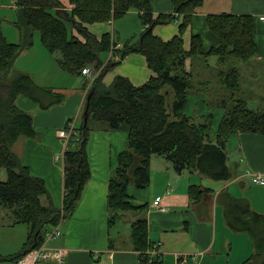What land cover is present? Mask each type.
I'll return each mask as SVG.
<instances>
[{
	"label": "trees",
	"instance_id": "16d2710c",
	"mask_svg": "<svg viewBox=\"0 0 264 264\" xmlns=\"http://www.w3.org/2000/svg\"><path fill=\"white\" fill-rule=\"evenodd\" d=\"M11 1L16 6L14 25L21 39L18 44L9 43L0 18V170H5L7 175L5 182L0 181V210L12 208L15 224L31 228L23 252L11 259L14 263L36 243L40 245L46 232L59 226L80 201L91 179L87 144L92 126L105 125L109 130H123L128 134L127 150L119 156L114 176L109 181L110 230L121 213L147 208V205L135 206L130 201L128 188L130 185L140 190L148 188L153 156L164 157L179 175L185 171L199 172L215 181L227 182L233 179L224 150L227 138L234 133L264 135V109L252 111L246 102H231L228 96L222 101L215 100L226 111L215 138L210 135L209 123L197 124L185 114L188 95L195 87L192 73L186 72V60L204 54L203 43L197 36L192 39L191 51L186 52L183 34L195 10L205 0H173L174 13L157 19L152 15V0H69L73 6L69 13L64 11L59 0ZM130 11L141 14L146 29L140 41H129L117 53L121 60L131 54L143 55L156 76L140 87L118 76L107 87L103 83L105 75L120 62L102 67L100 55L109 53L111 47L117 45L110 35L98 40L84 25L111 23ZM179 16H183L179 36L164 41L153 35L156 26L176 22ZM69 26L86 42L73 36ZM254 26L252 16H209L208 27L221 41L212 54L219 56L220 61H226L225 54L232 53L239 60L248 61L257 53ZM36 33H39L41 45L55 56L65 72L82 75L88 66L103 68L92 85V97L85 105V111L88 106V122L78 128L77 149H70L64 155L63 210L51 200L45 181L33 176L29 167L12 151L19 138L37 136L32 116L18 108L17 99L30 98L44 110L61 104L64 99L59 100L52 90L40 88L29 75L15 68L21 54L33 48ZM224 72H219L222 84L230 93H236L240 88L239 73L236 70ZM190 194L193 202L199 201L200 187H191ZM44 197L48 198L46 206L42 205ZM224 203L228 225L235 232L248 233L255 246V254L243 264H264V215L253 212L244 199L227 196ZM131 239L135 250L142 254L139 264H157V259L148 254L152 245L145 220L132 225Z\"/></svg>",
	"mask_w": 264,
	"mask_h": 264
},
{
	"label": "crops",
	"instance_id": "0c3cea01",
	"mask_svg": "<svg viewBox=\"0 0 264 264\" xmlns=\"http://www.w3.org/2000/svg\"><path fill=\"white\" fill-rule=\"evenodd\" d=\"M59 1L63 4L64 11H72L73 6L69 0ZM8 2L0 0V18L5 20L1 15L14 10L15 15L10 14L14 25L17 19L16 6L13 1ZM152 11L154 19L173 14V0H152ZM140 15L137 11H130L125 15L128 18L133 16L131 19L136 26L134 34L127 36L124 41L121 40L116 20L110 24H85L84 27L98 40L104 35L112 36L119 51L129 41H140L146 29ZM214 15L252 16L255 19L256 55L248 61H241L233 53L225 54L227 62L220 61L219 56L213 55L211 51L221 43L208 27V17ZM261 16H264V0H205L195 10L191 24L183 34L186 52L191 51L192 39L197 36L203 43L204 54L186 60V72L192 73L195 87L188 95L185 114L193 101L192 114L186 116L197 124L209 123L212 138H215L223 118L217 127L214 126L212 118L216 111L209 107V102L222 101L225 96L231 98L232 102L241 100L237 99V94H249L242 88L239 64L245 65L250 84H254L261 76L257 71L264 69V44L259 38L261 36L264 41V22L260 20ZM177 19L176 22L156 26L153 35L164 41L179 36L183 16ZM77 21L79 22L78 19ZM69 30L80 41L86 42L77 30ZM3 34L11 44L20 42L17 28L10 34L11 42L9 34L5 31ZM212 58L215 59L213 66L209 62ZM15 68L29 75L40 88L52 90L59 100L64 98L61 104L44 110L38 102L24 96L19 97L16 104L19 109L32 116L37 136L20 138L12 147L14 154L29 167L32 175L45 181L51 200L62 210L65 195L64 166L57 157L65 155L67 143L59 137V133L71 120L75 121L78 128L86 125V90L90 80L81 74L65 72L38 38H35L33 48L23 52L17 59ZM231 70H236L240 75V88L236 93H230L222 84V77H219L220 71L227 73ZM118 76L125 77L134 86L140 87L156 75L149 69L143 55L131 54L105 75L103 83L109 87ZM203 102L204 105L201 104ZM246 104L248 106L247 102ZM127 142L126 131H112L105 125L92 126L87 144L91 179L71 215L63 220L61 237L51 242L59 241L58 247L52 249L65 251L66 264H139L142 254L135 250L131 239L132 225L138 220L147 222L148 239L152 247L159 245L158 256L155 257L157 264H243L255 254L251 236L235 232L228 225L224 202L227 196L244 199L249 202L253 212L264 215V187L254 185L251 180V174L264 175V135L234 133L227 138L224 150L227 164L233 173V179L227 182L215 181L199 172L185 171L179 175L164 157L153 156L150 161L148 188L140 190L134 185L128 188L130 201L135 206L147 205V208L140 212L121 213L110 230L109 181L114 176L119 156L127 150ZM6 180V171L2 170L0 181ZM193 186L200 187L202 194L196 203L190 194ZM44 198L48 202V198ZM158 200L166 212L153 207ZM75 241L80 246H73Z\"/></svg>",
	"mask_w": 264,
	"mask_h": 264
},
{
	"label": "rangeland",
	"instance_id": "374dc122",
	"mask_svg": "<svg viewBox=\"0 0 264 264\" xmlns=\"http://www.w3.org/2000/svg\"><path fill=\"white\" fill-rule=\"evenodd\" d=\"M5 1L6 3H9L8 0H5ZM10 14L15 15V11L8 10L6 13H3L1 15L2 17L5 18V20H3V23H2L3 31L9 34V37H10V34L13 33V31H16V28L14 27L13 22L11 21ZM125 17L126 16H123L121 17V19L116 20L117 22L116 25L117 26L119 25L118 30L122 38L121 39L122 41H124V39H126L127 36H132L134 34L135 26H136L135 21L131 19V17L133 16H129V18L128 17L125 18ZM35 37L39 39L40 38L39 33H36ZM10 38H11L10 39V42H11L12 37ZM259 38L261 39V43L264 44L263 38L261 36H259ZM100 59L103 62L102 67H105L106 61L108 59V53H102L100 55ZM214 61H215L214 58H212L209 61L212 66L214 65ZM113 64H116V63H113ZM91 66H93V70H95L96 73H100L102 71V68H96L95 65H91ZM238 68L240 69V72L242 74V88L247 93L249 92V94H245V95L237 94L236 95L237 99L246 101L251 110L262 111L264 109V69L257 71L258 73L261 74V76L254 84H250L248 80V72L245 68V65H243V63L239 64ZM87 88H86L87 89L86 91L88 92V94L86 96L87 97L86 103L88 104L89 103L88 97L91 94L90 92H91L92 86L87 87ZM193 103L194 102L192 101L186 110V114L188 116L192 114ZM201 104L204 105L205 102ZM209 107L213 111H216L214 113V118H212V120H214V126L217 127L221 119L224 118L226 111L223 107L219 105V103L216 104L215 100H212L209 102ZM87 121H88V118H87ZM80 124L81 123H79V126ZM210 134H211V137H213V134L211 133V131H210ZM21 138H24V137H21ZM76 149L77 147L73 148V150H76ZM1 171L2 170H0V172ZM47 204L48 203L46 199L44 198L42 200V205L46 206ZM14 211L15 210H13L10 207H2L0 210V264H14V262L11 261V259L23 252L24 244L26 243L28 234L31 231V228L27 226L26 224H15L16 218L14 215ZM58 243L59 241L51 243V244L49 243L48 247L57 248ZM73 246H80V244L77 243V241H75V244Z\"/></svg>",
	"mask_w": 264,
	"mask_h": 264
},
{
	"label": "built area",
	"instance_id": "2783aa9c",
	"mask_svg": "<svg viewBox=\"0 0 264 264\" xmlns=\"http://www.w3.org/2000/svg\"><path fill=\"white\" fill-rule=\"evenodd\" d=\"M260 20L264 22V16H261ZM117 51H118L117 46L111 47L105 65L117 63L121 60V56L119 53H117ZM102 71L100 73H96L95 70H93V66H88L85 69H83L82 75L84 77L89 78L90 80L89 84L90 86H92L95 80L100 76ZM59 137H61L66 141L67 143L66 150L71 149V147H75L79 140L78 127L76 126L75 121L72 120L69 121L66 127L60 131ZM57 160L63 162L64 156L60 158L57 157ZM251 180L254 185H259L264 187V175L251 174ZM153 205H154L153 207L157 208L159 211L166 212V209L162 207L161 202L159 200L154 202ZM62 222L63 221H61V224ZM61 224L57 227L50 228L45 234L44 241L40 245L38 244V246L33 248L32 250L27 251L14 264H66V253L63 249L54 250L48 247L49 243L56 241L61 237L62 235ZM158 248L159 245H155L148 252V254L154 260L155 257L158 256Z\"/></svg>",
	"mask_w": 264,
	"mask_h": 264
},
{
	"label": "water",
	"instance_id": "95a60500",
	"mask_svg": "<svg viewBox=\"0 0 264 264\" xmlns=\"http://www.w3.org/2000/svg\"><path fill=\"white\" fill-rule=\"evenodd\" d=\"M91 97H92V93L89 95V97H88V102L90 101V99H91ZM87 110H88V106H87V109H86V112H85V115L87 116ZM85 116V117H86ZM87 118H85V123L87 124ZM38 246V243H36L35 245H34V248L35 247H37Z\"/></svg>",
	"mask_w": 264,
	"mask_h": 264
},
{
	"label": "bare ground",
	"instance_id": "6f19581e",
	"mask_svg": "<svg viewBox=\"0 0 264 264\" xmlns=\"http://www.w3.org/2000/svg\"><path fill=\"white\" fill-rule=\"evenodd\" d=\"M110 24V23H109Z\"/></svg>",
	"mask_w": 264,
	"mask_h": 264
}]
</instances>
